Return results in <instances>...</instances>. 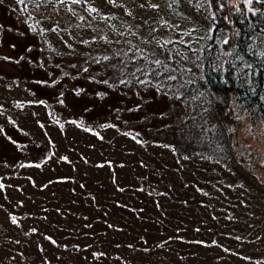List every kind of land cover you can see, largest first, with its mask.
I'll return each instance as SVG.
<instances>
[{"label": "rangeland", "instance_id": "rangeland-1", "mask_svg": "<svg viewBox=\"0 0 264 264\" xmlns=\"http://www.w3.org/2000/svg\"><path fill=\"white\" fill-rule=\"evenodd\" d=\"M150 2L0 0V264H264V116L202 72L241 0Z\"/></svg>", "mask_w": 264, "mask_h": 264}, {"label": "trees", "instance_id": "trees-1", "mask_svg": "<svg viewBox=\"0 0 264 264\" xmlns=\"http://www.w3.org/2000/svg\"><path fill=\"white\" fill-rule=\"evenodd\" d=\"M210 1L202 0L205 7H209ZM229 5L233 6L222 14L223 17L207 14L210 28L201 47L205 86L216 99L220 97L223 106H232L233 99L242 108H254L264 116V0H253L251 5L241 0L239 4ZM227 16H238L239 24L225 18ZM29 19L32 20L30 27L35 26V33L39 35L45 21ZM177 74L171 71L173 77ZM159 85L162 86L160 81ZM189 85L199 92L194 79ZM203 107H206L204 103Z\"/></svg>", "mask_w": 264, "mask_h": 264}, {"label": "snow or ice", "instance_id": "snow-or-ice-1", "mask_svg": "<svg viewBox=\"0 0 264 264\" xmlns=\"http://www.w3.org/2000/svg\"><path fill=\"white\" fill-rule=\"evenodd\" d=\"M17 2L21 5H25V7H27V4L28 3H34L35 4V7L39 8L41 6H47L48 4H52L53 6L57 5V4H60V5H65V6H69L68 7V11H71L73 13V15H76L75 11L70 7V5H73V4H85L87 5L88 4V0H17ZM191 2V0H190ZM253 2V0H245V3L248 4V5H251ZM109 3H112V4H116L117 3V0H109ZM174 3H178V0H170L169 2V7L172 6V4ZM140 7H144V5H140ZM149 7L153 8V9H158L159 8V5L158 4H155V3H151L150 0H149ZM249 10H252L251 8ZM86 11L89 12V14L91 13H96L98 12L99 10L94 8V7H87L86 8ZM128 14H131V13H128ZM46 19H50L49 17H45ZM80 20H84L85 17L83 16H80L79 17ZM104 19H107V17H104ZM37 23H39V21H37ZM31 30L33 32H36L37 29L35 26H32L31 27ZM52 31H56L57 29L56 28H53L51 29ZM42 34V33H41ZM227 41H225L226 43ZM105 60H108L109 58L108 57H104ZM157 63H159L157 61ZM138 71H143L142 69H138ZM122 83L124 81H121ZM143 83V81H141ZM43 103V102H41ZM12 222L15 223L16 220H15V217L12 218Z\"/></svg>", "mask_w": 264, "mask_h": 264}]
</instances>
